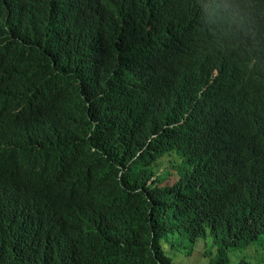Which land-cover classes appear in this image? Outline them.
I'll return each mask as SVG.
<instances>
[{
	"label": "trees",
	"instance_id": "trees-1",
	"mask_svg": "<svg viewBox=\"0 0 264 264\" xmlns=\"http://www.w3.org/2000/svg\"><path fill=\"white\" fill-rule=\"evenodd\" d=\"M8 1L0 0V62L6 73L20 72L24 85L12 94L22 117L0 114V264H29L20 244L35 252L32 264H53L33 231L41 225L35 218L38 205L10 210V221L3 217V188L19 175L33 134L39 133L59 141L35 150L73 169L68 193L78 215L58 210L45 215L71 243L75 258L67 264H176L164 246L180 247L190 253L183 258H191L200 241L201 264H264V257H238L234 263L229 256L238 248L264 252V166L243 172L248 161L264 165V70L245 66L240 72L229 43L196 32L178 37V45L211 49L224 60L183 63L170 51L164 75L158 60L135 45L146 23L147 0H116L115 40L108 51L96 44L92 22L86 23L91 0H17L11 6ZM250 3L257 40L264 46V0ZM220 6L221 0L205 9L192 5L186 16L213 27L224 19ZM53 10L70 30L46 24L54 19ZM229 82L234 93L226 103ZM208 84L214 91L206 101L199 94ZM152 88L163 90L156 109L146 100ZM186 115L206 128L202 148L220 164L204 173L202 188L220 192L214 208L222 234L211 214L199 208L200 192L194 204L182 188L180 174L188 169L170 170V126ZM165 176L177 180L162 185ZM87 213L115 225L116 242L105 260L82 250L101 230L80 216ZM22 234L33 244L21 241Z\"/></svg>",
	"mask_w": 264,
	"mask_h": 264
},
{
	"label": "clouds",
	"instance_id": "clouds-1",
	"mask_svg": "<svg viewBox=\"0 0 264 264\" xmlns=\"http://www.w3.org/2000/svg\"><path fill=\"white\" fill-rule=\"evenodd\" d=\"M15 1L17 0H9L7 5L11 6ZM215 1L147 0L144 7L146 23L138 35L136 48L145 56H154L158 60L156 67L160 68L165 75L164 65L170 51L183 63H196L200 57L223 59L220 54L211 49L200 46L181 47L177 43L180 36L188 33L205 32L219 41L229 43L234 48L237 53L236 60L239 62L240 72L245 66L264 70V46L257 40V27L253 26L250 0H221L220 9L224 14V19L213 27L198 26L196 24L198 20H189L186 16V11L190 6L198 5L205 9ZM115 5L116 0H91L85 14L86 23L92 22L91 30L94 33L96 44L106 51L111 48L115 40L113 22ZM29 7L32 16L38 20L33 7ZM53 16L54 19L46 24L59 31H64L65 26H68L69 30L72 28L64 16L58 14L57 10H53ZM80 48L90 55L87 48L82 46ZM2 64L0 62V114L22 117L19 108L12 103V94L24 85L22 83L24 80H22L20 72L6 73L2 71ZM215 71L217 73V70ZM213 91L214 87L208 84L200 91V99L204 98L208 101ZM233 93V84L229 82L226 89V103L233 100ZM162 98L163 90L159 91L155 88L150 89L146 95V100L155 109L161 105ZM170 128L174 141V155L169 163L170 170L180 167L188 169V172L180 174L182 188L190 193L194 204L198 200L197 193L200 192L203 199L199 208L211 214L222 234L220 218L214 208L220 192L209 193L202 188L204 173L210 168L220 167L216 158L202 148V138L206 133V128L197 121L188 119L187 115L174 120ZM58 141V138L51 136L40 133L33 134L31 142L33 148L23 161L19 175L3 188V217L10 221L12 217L10 210L38 205V213L35 218L40 221L41 225L33 231L40 234L39 245L42 248L43 256L47 257L53 264H67L75 258L71 243L60 236L55 226L45 221V215L52 210L77 214L68 193L73 178V169L60 158L40 154L35 150L36 147H44L46 142L58 143ZM258 166L264 165L256 160L248 161L243 172ZM24 214L29 217L27 213ZM80 216L91 219L94 228L101 227L99 237L82 246V250L100 261L105 260L108 247H113L116 242L115 225L109 218L99 214L96 215V219H93L95 213ZM260 234H264V230ZM20 236L21 241L33 244L28 235L22 234ZM164 249L167 253L168 249L165 246ZM20 250L29 257V264H32L35 252L23 248L21 244ZM167 256L169 255L167 254ZM262 257H264L263 251ZM180 258L182 257L173 258L176 264H179ZM233 262L237 263L238 260H233Z\"/></svg>",
	"mask_w": 264,
	"mask_h": 264
},
{
	"label": "rangeland",
	"instance_id": "rangeland-1",
	"mask_svg": "<svg viewBox=\"0 0 264 264\" xmlns=\"http://www.w3.org/2000/svg\"><path fill=\"white\" fill-rule=\"evenodd\" d=\"M172 171V170H171ZM173 172V171H172ZM163 185H171L175 182L176 178L174 177H164ZM194 250L198 251L196 257L191 258H183L185 256H189L190 253H183L180 247H169L167 254L170 257H182L179 259V263L181 264H201L203 263V241H200L197 245L194 246ZM230 257H233L234 261H237L238 257H262V250L256 249L255 247L251 248V251L244 250L242 248H238L234 252L229 254Z\"/></svg>",
	"mask_w": 264,
	"mask_h": 264
}]
</instances>
